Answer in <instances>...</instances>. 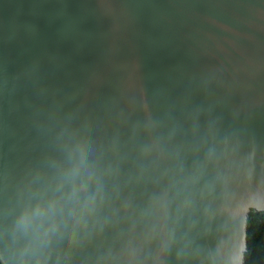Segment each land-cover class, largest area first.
<instances>
[{
	"label": "water",
	"instance_id": "95a60500",
	"mask_svg": "<svg viewBox=\"0 0 264 264\" xmlns=\"http://www.w3.org/2000/svg\"><path fill=\"white\" fill-rule=\"evenodd\" d=\"M264 212V0H0L2 264H245Z\"/></svg>",
	"mask_w": 264,
	"mask_h": 264
},
{
	"label": "trees",
	"instance_id": "16d2710c",
	"mask_svg": "<svg viewBox=\"0 0 264 264\" xmlns=\"http://www.w3.org/2000/svg\"><path fill=\"white\" fill-rule=\"evenodd\" d=\"M245 264H264V212L250 213Z\"/></svg>",
	"mask_w": 264,
	"mask_h": 264
}]
</instances>
